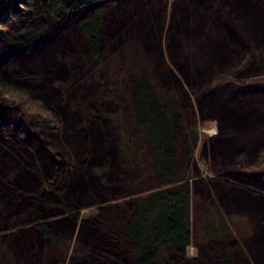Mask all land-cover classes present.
Listing matches in <instances>:
<instances>
[{"label":"rangeland","instance_id":"1","mask_svg":"<svg viewBox=\"0 0 264 264\" xmlns=\"http://www.w3.org/2000/svg\"><path fill=\"white\" fill-rule=\"evenodd\" d=\"M118 1L119 4L108 3L103 9L97 58L91 57L88 37L79 29V23L91 10L86 7L67 23L54 25L44 40L0 61V76L13 77L23 89L2 97L12 109L15 125L30 129V133H19L0 127V195L10 193L8 200L15 202L13 208H4L0 198V264H111L116 253H125L118 236L107 229L114 226L119 232L118 215L130 207L129 196L157 184L151 154L141 140L131 138L130 114L122 111L127 104L126 83L130 75L148 79L152 90L162 97L176 95L182 122L173 132L177 131L179 142H188L185 129L193 117L200 133L191 145V155L179 152L176 162L179 178L186 182L190 194V244L181 254L163 248L159 256L167 261L183 257L195 258V264H221L220 257L228 255L229 260L253 264L247 248L256 223L246 211L231 205V191L220 186L228 182L261 190L226 176L230 175L229 167L225 170L217 162L219 152L215 151L214 141L232 133L219 136L218 120L206 112L203 100L206 95L222 99L223 88L212 89L208 85L221 74L236 80L226 64L234 57L244 55L247 59V53L264 44V0H248L247 16L231 14L227 17L230 22L210 11L203 12L199 19L185 12L181 18L190 41L189 45L184 42L185 33L181 30L182 42L177 43L178 47L169 35L172 8L178 3L187 5L188 0ZM140 18L142 25L138 31L134 22ZM46 19L53 22L48 16ZM227 26L240 38L234 37L229 45L223 41L226 57L222 56L217 64L211 53L199 48L214 44L216 40L212 38ZM7 28L6 24L1 25V30ZM199 31L202 34L198 35ZM62 34L69 42H56ZM185 48L190 50L186 56ZM22 59L27 65L20 63ZM250 60L253 65L245 70L250 72H242L241 77L263 78L264 66L255 69L260 60L251 56ZM202 68L210 71L202 72ZM44 109L54 118V125L50 131L38 133L31 125ZM120 139L125 149L119 145ZM263 146L257 149L256 163H264ZM137 172L141 173L138 179ZM44 175L51 179L53 189L43 182ZM56 186L63 188V207L59 205ZM106 188L111 189L106 192ZM44 198L53 203L45 205ZM33 209H38L40 220L53 230L52 244L30 226ZM128 211L132 213L131 209ZM217 213L223 216L228 229H217ZM211 230L214 237L208 235ZM27 237L34 241V249L28 242L25 248L29 249H14L12 243Z\"/></svg>","mask_w":264,"mask_h":264},{"label":"trees","instance_id":"2","mask_svg":"<svg viewBox=\"0 0 264 264\" xmlns=\"http://www.w3.org/2000/svg\"><path fill=\"white\" fill-rule=\"evenodd\" d=\"M221 1L225 3L223 5L219 4ZM247 1L199 0L191 2L188 0L187 5L178 3L176 7L172 8V14L176 13V15H172L173 25L171 24L169 34L171 42L175 47H178L177 43L182 42L181 35H179L181 30L185 33L184 42L188 44V41H190L187 38L190 33H186L188 29L181 18L185 12L186 14L191 12L192 17L199 19L198 17L203 12L210 11L212 15L217 14L222 18H226V22H230L227 17H230L231 14L238 13L247 16L246 8H249ZM118 2V0H0V61L3 58L28 50L37 40H44L53 30L54 25L67 23L75 14L86 7L91 10L88 16L79 23V29L82 35L88 37L91 57L97 58L99 56L97 50L98 27L103 9L108 7L106 6L108 3L114 5ZM47 16L53 22L48 21ZM2 24L8 26L5 31L1 30ZM134 25L139 31L142 19L140 18L139 22H134ZM199 34H202L201 31L198 32ZM192 36L196 40L195 36ZM234 37L237 40L240 38L238 34L232 33V28L227 26L224 31L216 33L215 37L212 38L216 40L214 44H204L200 46L199 50L211 53L215 58V62L217 61V64H220L218 61L223 58L222 56L225 53L224 42L229 45L231 40L233 42ZM60 40L69 42L67 36L63 34L58 37L56 42ZM186 48H189V46ZM186 48L183 50L185 56L190 51ZM45 49H49V46ZM263 50L264 44L250 52V54L247 53L248 58H245V60L244 55L242 58H232L233 60L231 59L226 65L228 71L232 70L231 75L236 80H230L224 74L216 76V79L208 86L219 90L222 87V91L225 92L222 94V99H218L215 95H206L203 100L205 106H207L206 112L210 115L213 114L218 120L219 136H222L224 132L232 133V135L222 136L214 141L215 151L219 152V161L217 162L222 163L221 168H225V170L226 166L229 167L227 171H230V175L226 176L261 190L260 192L252 188H240V186L236 187L228 182H220V184H225L220 187L224 186L231 191L229 192L231 205L246 211L251 220L256 223L255 231L249 239L247 248L253 264H264V165H262L264 163H256L258 159L257 149L264 145V77L245 79L241 76L242 72H250V70L245 71L253 65L250 56L252 59L260 60L258 62L260 64L255 62V69H261L260 67L264 66ZM180 53L182 55V52ZM243 54L246 53L243 52ZM222 60L225 64L226 60ZM25 62L22 59L20 63ZM103 62L105 65V61ZM34 64L39 65L38 62H34ZM25 65L27 64L25 63ZM207 70L210 71L209 68H202V72L207 73ZM6 78L0 76V127H9L14 131L18 130L19 133H30V129L26 126L19 129V126L15 125V117L11 116L12 109L4 101L5 98L2 97L8 92H23V89L15 83L13 77L6 76ZM126 92L127 104L123 105L122 111L130 114L131 131L129 134L133 140H141L149 150L157 184L141 189L129 196L130 207L127 210H121L118 215L121 223L119 232L115 231L114 226L108 227V233L118 236L119 245L125 250V253H116L111 264H195V258L186 260L182 257L181 260L167 261L159 256V252L163 248H169L181 254L183 249L190 244V194L186 182L181 181L179 178L176 162L177 153L182 152L185 156H190L192 153L191 145L200 134L196 128V119L193 117L190 126L185 129L189 139L187 143L183 144L179 142L177 131L173 132V129H177L182 122L176 95L171 93L162 97L152 90L148 79H137L131 75L128 76ZM109 94L111 93L106 95ZM23 112L28 113L24 110ZM36 118L33 122L34 125L31 126L38 130V133H44V130L50 131L53 128L54 118L47 109H44ZM34 139L37 144H40L38 138ZM119 145L125 149L121 139ZM104 158L106 159L107 156ZM83 164H85V160ZM140 177L141 173L137 172L136 179ZM42 179L48 189H53V183L49 177L44 175ZM231 187L236 190L232 191ZM110 189L106 188V192H109ZM55 190L59 197V205L65 206L62 186L60 188L56 186ZM9 194H4L6 197L2 194L0 198L1 201H4V208L7 205L10 209L14 207L15 202L8 200L7 196ZM14 200L21 201V199ZM230 200L228 199V201ZM43 201L45 205L53 203L47 198H44ZM129 209H131V214L128 213ZM37 210L33 209L31 212L33 222L30 226H34L39 231L40 237L43 236L47 242L52 244L55 240V234L45 221L40 220ZM64 211L68 212L71 209H65ZM97 217L100 216L97 215ZM215 221L218 223L217 229H228L223 216L219 213H217ZM208 235L214 237L215 232L211 230ZM28 237L21 240L17 239L18 241L16 240L15 244L12 243L14 249L15 246L19 249L22 248V250L29 249L25 248L27 242L30 248L34 249L35 243L33 240L30 242ZM220 258L221 264H248L247 261L229 260L228 255Z\"/></svg>","mask_w":264,"mask_h":264}]
</instances>
